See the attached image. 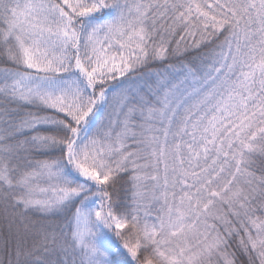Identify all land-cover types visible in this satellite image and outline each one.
I'll return each instance as SVG.
<instances>
[{
    "label": "snow or ice",
    "instance_id": "obj_1",
    "mask_svg": "<svg viewBox=\"0 0 264 264\" xmlns=\"http://www.w3.org/2000/svg\"><path fill=\"white\" fill-rule=\"evenodd\" d=\"M0 264H264V0H0Z\"/></svg>",
    "mask_w": 264,
    "mask_h": 264
}]
</instances>
